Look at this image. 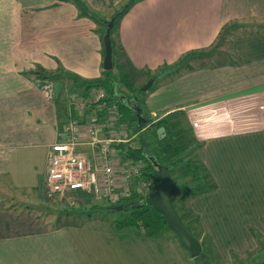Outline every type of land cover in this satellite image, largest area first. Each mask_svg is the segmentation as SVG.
<instances>
[{
    "label": "crops",
    "instance_id": "obj_1",
    "mask_svg": "<svg viewBox=\"0 0 264 264\" xmlns=\"http://www.w3.org/2000/svg\"><path fill=\"white\" fill-rule=\"evenodd\" d=\"M121 1L85 0L92 10L108 12L106 19ZM65 4L0 0V264H190L191 256L170 233L120 236L126 243L147 245L135 246L136 258L122 261L115 252L105 260L97 250H79L63 231L67 224L47 228L39 213L29 212L30 203L24 202L29 199L20 200L25 206L19 209L3 194L37 195L49 148L75 118L73 89L66 92L64 85L38 78L33 70L55 71L60 63L85 77L101 76L102 26L71 21L72 10L66 13ZM250 18L264 20V0H143L121 17L118 40L130 66L153 69L208 47L227 22ZM230 41L237 55L233 62L195 68L161 84L144 101L153 120L182 114L200 145L196 155L216 186L189 198L188 206L222 264L233 263V252L258 249L251 230L264 236V28L235 30ZM191 74V81L198 82L224 75L219 89L199 97V83L187 84ZM172 83L179 99L165 103L159 97ZM139 133L132 132L133 147Z\"/></svg>",
    "mask_w": 264,
    "mask_h": 264
},
{
    "label": "trees",
    "instance_id": "obj_2",
    "mask_svg": "<svg viewBox=\"0 0 264 264\" xmlns=\"http://www.w3.org/2000/svg\"><path fill=\"white\" fill-rule=\"evenodd\" d=\"M64 1L73 2L74 4L80 6L82 10L83 8H85V1L83 0H64ZM139 1L141 0L126 1L123 4L122 8L114 12L108 19L100 16V20H101L100 25L102 26V31H101L102 36L104 35L105 30L107 28L108 20L114 17V24L110 30L113 67L111 70L102 69L101 76H100L101 78H96V80L92 82H84L86 84V89H89L90 87H103L106 90V94H107L106 99L109 101V103L111 101L118 102L119 104L118 109H119V113L121 114L120 122H127L129 127L132 126L129 130V134L131 135L133 131H136V132L142 131L143 129L150 128L152 126L156 128V126H160L162 125V122L166 121V117L158 118L156 121H154L143 110L142 119H144V121H140L139 123H137V118L134 115L133 111L126 104V102L122 100V97L125 95L121 94L116 86L117 84H114L115 81H117L118 83H123L127 88H132V86L134 85L133 82L130 81L131 79L128 77V74L125 73L124 68L125 66H129V62L126 59V56L123 51V47L121 46V43L118 40V26H119V21L121 17L135 3ZM233 23H237V24H234V26H228V25L223 26L221 30L219 31L218 35L216 36L215 40L213 41V43L209 45L208 47L202 48L200 50H193V51L186 52L182 54L175 62L171 64L165 63L159 66L158 68H156L153 71V73L150 75V77L148 78V80L153 79V83L148 89H151L153 84L157 81L158 83L172 81L175 78L179 77L180 75L188 71L194 70L195 69L194 66H191V63L188 62L190 59H193V58L205 59L209 57L211 59L213 58L224 59L222 62L219 61L217 63H214L213 65H208V66H217V65L226 64L228 62L229 63L233 62V60H235L237 56L235 52L229 55V53L227 54V52L225 53L222 51V48H223L222 44L224 45V49H225L226 40H229V36L231 35V33L235 30H243L244 32H248V31H256L260 28H264V21L251 22V23L234 21ZM230 48H231V41H230ZM120 55H122V58H123V61L121 63L118 62ZM118 66L120 70L118 71L117 78H116L113 75V70H115V68ZM61 70L62 72L66 71L59 63L55 71H48L42 67H36L32 73L38 78H43V79L50 78L51 80L57 81L56 79L58 78L61 79L64 76L60 74ZM55 73H56V79H54L55 75H53ZM70 78L73 80L76 77L71 74ZM71 89H73V87ZM144 93L145 92H142L138 96L137 94H133L132 98L134 96H137L138 97L137 101L141 103L142 99L140 100V98L144 95ZM165 127L169 128L168 125H166ZM171 131H172V128H171ZM169 136H170L169 141L171 140L172 143L170 145V148L166 147L165 151H163L164 157L167 158L168 160H165L161 156L154 155V157L158 160L160 164L167 166L168 172L174 183L173 189L170 193V197L174 205V208L177 211L183 223L191 229L192 233L200 241L201 246H202V254L203 256H206L207 258L205 261L206 264H222V261L219 258L218 253L215 247L213 246L210 238L207 235H205V237H201L195 232L194 225L196 226L199 225V229H201L200 221L198 217L192 213V211L190 210L187 204V200L189 198L199 195V194H203L213 189L216 186L215 181L210 177L204 165L198 160L196 151L200 147L199 144L196 145V147L191 148V151L188 150L187 152V150L185 151L184 146L176 145L175 143L176 134L174 132H173V135L169 134ZM144 147L145 146L142 143L139 144L138 146L136 145L134 148H131L130 145H126L125 147H122V149L124 150L123 154L130 155L136 158L141 157L145 161L147 171H149L151 173V176L154 178L155 189H156L159 184V178H158L156 170L152 166L151 162L148 160V157L143 153ZM170 156H174V157L171 158ZM178 156H180L178 161H170L169 163H167V161H169L170 159L175 160L174 158ZM174 170L178 171L177 174L181 175L180 177L184 179L183 182H181V185H178L176 182L177 178L173 173ZM182 175L184 178L182 177ZM71 193H72L71 197H73L72 199L75 198L76 201H78L76 203L77 205L79 204L83 205V207L87 209L84 211L89 216L91 215L92 211L96 210V208L107 209L108 211L113 210L112 206L114 205L101 206L96 203L91 204V201L95 199L91 194H86L82 192H74V193L71 192ZM183 193H187V196L184 199L182 198ZM178 194H180V199H183L185 201L184 202L185 209H181V210L179 209L180 204L177 199ZM121 204L123 205V208L120 211V216H118V218L114 220V222H112L113 226L117 230L132 228L137 231L142 230L144 231L145 234L152 235V236L162 235L167 231L173 232L167 228L165 217L160 212H158L153 206L147 204L145 201V198L136 199L135 197H131L130 199L123 201ZM263 221H264V218H263ZM251 231L253 232V235L258 241V249L254 252H246L244 254L233 252L232 253L233 263L232 264H238L239 262L240 264H245L244 262H241L242 260L238 259V257L239 256L249 257L253 254H255V257H256V259H253V260H256L257 262L251 263V264H264V260L261 262L258 261L259 255L264 254V238L258 232H255V230H251Z\"/></svg>",
    "mask_w": 264,
    "mask_h": 264
},
{
    "label": "rangeland",
    "instance_id": "obj_3",
    "mask_svg": "<svg viewBox=\"0 0 264 264\" xmlns=\"http://www.w3.org/2000/svg\"><path fill=\"white\" fill-rule=\"evenodd\" d=\"M60 1L66 3L65 7H64V11L66 13H68L69 9L72 10L71 12L73 13V16L71 18V21L76 20V19H81V21L82 20L90 21L93 25H96V24L100 25L101 24L100 16L105 17L106 14H108V12H97L95 10H92L86 2H85V8H83V10H82L80 8V6L74 4L73 2L64 1V0H60ZM83 1H85V0H83ZM126 1H130V0H122L119 4H117L115 6V8L113 9V10H115L114 12L120 10ZM141 1H143V0H141ZM89 9H90V11H89ZM234 21H237V20L229 21V22H227V25L228 26H234V24H237V23H233ZM262 21H264V20H259L257 18H250V19H247L245 21L242 20L241 22L251 23V22H262ZM229 24H231V25H229ZM225 40H226V38H225ZM229 40H230V36H229ZM229 40H226V44H225L226 51L224 49V45L222 44V46H223L222 51L225 53L227 52V54L229 53V55H231V54H233L234 51L230 48V41ZM220 56H222V55H220ZM203 58H205V57H203ZM223 60L224 59H221V58L211 59V58L207 57L205 59L193 58V59H190L188 62H190L191 66H194V68H201V66H203V65H213L214 63H217L219 61L222 62ZM122 61H123V58H122V55H120L118 62L121 63ZM211 63H213V64H211ZM163 64H165V63H163ZM163 64H161V65H163ZM167 64H171V63H167ZM161 65H159V66H161ZM159 66H157L156 68H158ZM156 68L152 69L150 67H146V68L142 67V68L138 69V68H134L133 66H130V67L125 66V68H124L125 73L128 74V77L131 79L130 81L133 82L134 85L132 86V88H127L123 83H118L117 81H115L114 84H117L116 86H117L119 92L121 94L125 95V96H123L124 98L127 97L128 99H130V98L132 99L133 94H137V96H138L140 93H142V92H140V85L143 86L147 82L148 78L150 77V75L153 73V71ZM102 69H103V67H102ZM119 70H120L119 66L116 67L115 70H113V75L116 78H117V74H118ZM188 72H191V71H188ZM188 72H186V73H188ZM60 74L64 75L61 79H59V78L56 79V73L53 74V75H55L54 79H56L59 84L64 85L63 88L66 90V92L70 91V89L73 87V92L76 95L73 94L72 96L75 98H80V97L82 98L85 93H87L91 90H94L96 92L98 87H90L89 89H86V84L84 82H92V81L96 80V78H101L100 76L94 77V78L85 77V76H82V75L72 71V70H66L65 72L64 71L62 72V70H61ZM71 74L73 76H75L76 78L72 80L70 78ZM58 75H59V73H58ZM223 75L224 74L212 75L209 79H206L203 76V77L198 79L199 80V82H198L197 80L191 81L193 78V74H191L188 77L187 84H189L191 86L193 84L199 83V85L197 87L200 86L199 87L200 92L196 95L199 97H202L208 93L207 92L208 90L219 89V87L222 85V84H220V81H221L220 78ZM59 81H61V82H59ZM170 82L171 81H167L164 83L167 84ZM164 83H158V81L155 82L151 89H147V91H143L145 93L140 98V100L142 99L141 100L142 102L139 103V101H136L137 104L140 106V108L142 106V108H143V109L141 108L142 111L144 110L152 119H155V117H153L154 115L152 113H150V111L147 109V107L144 104V101H145L146 96H148L153 91L154 92L157 91L160 88V86L165 85ZM177 87L178 86L175 83L169 84L168 87L163 89V93L159 98L165 103H172V102L176 101L177 99H179V95L177 93ZM105 92H106V90H105ZM162 110L163 109L158 110L157 112L160 114L162 112ZM159 114H157L158 117H159ZM165 116H166V121L162 122V125L156 126V128L154 126H152L150 128L143 129L141 131V133L138 134V139L135 140V145L138 146L139 144L142 143L145 146L143 153L147 157L156 155V156H161L165 160H168L167 158L164 157L163 151H165L166 147L170 148L172 141L171 140L169 141V138H170L169 134L173 135V132L176 134V136H175L176 145L184 146L185 151L186 150H187V152H188V150L191 151V148H194L197 145V141L193 137L192 129L190 128V125L186 122V119L182 114H176L175 113L174 115L170 116V113H168ZM154 121H156V120H154ZM166 125H168L169 128L165 127ZM171 128H172L173 132L171 131ZM166 130H167V132H166ZM140 139H141V141H140ZM170 157L172 158L174 156H170ZM179 157L180 156L175 157L174 158L175 160L170 159L169 161H167V163H169L170 161H178ZM177 172L178 171L174 170L173 173L177 178V180H176L177 184L181 185V182H183L184 179H182L180 177L181 175H178ZM182 177H183V175H182ZM5 191H7V192L3 193L4 196L6 198L11 197L10 201L15 202V205H19V207H18L19 209H23V206H25V203H20V200L24 201V199H29L27 201H24V202L30 203L29 205H30L31 210H29V212L33 211L34 214L39 213L40 217L42 218V220H43V222L47 228H52V227H56V226L61 227L62 225L67 224L65 226L68 228L63 229V231L65 233L68 231L67 236H69L73 239L74 245L77 246L79 250L81 248L84 251L86 250V252L87 251L91 252L92 250H97L98 252H100L102 254V256L105 260H106V258L107 259L112 258L113 254L115 252L122 254V255L117 257L122 261H126L128 259V257H129V259H132V256L135 257L134 256L135 246H141V245L146 246L147 245V244H143V243H139V242L126 243L123 240L118 239L120 236L135 235V233L147 236V234H145L144 231H142V230L137 231V230H134L132 228L117 230L113 226L112 222H114V220H116L118 218V216H120L121 210H119V211H117V210L108 211L107 209L96 208V210L92 211L91 215L89 216L84 211L87 209L85 207H83V205H80V204L77 205L76 203L78 201H76L75 198L72 199L73 198V197H71L72 193L65 196L66 198H62V199L48 198L44 194L45 193V186L44 185L42 186V188H39L37 195L35 194V195H31V196L30 195H21L20 193H18V196L16 198L15 197L16 195H13L11 190H9V191L5 190ZM0 192L2 193V190H0ZM186 196H187V193L182 194L183 199ZM177 197H178L177 198L178 202L181 206V207L179 206V209L180 210L185 209V204H184L185 201L183 199H180V194H178ZM136 199H138V198H136ZM93 203H96V204L101 205V206L111 205L106 201H103V200L99 201V200H95V199H93L91 201V204H93ZM187 204H188V200H187ZM67 211H69V212H67ZM192 213H193V211H192ZM201 224L202 223H200V225ZM70 226H76L78 228H73ZM204 229L205 228H203L202 225H201V229H199V225L198 226L194 225L195 232L201 237H205V235L208 236L206 230H204ZM167 233H170L172 236H174L175 239H177V237L174 233L167 231L164 234H167ZM262 237L264 238V236H262ZM218 256L220 258L219 253H218ZM196 259H197V261H193V259L190 257V264H204V263H206L205 261L207 258H206V256H203V254L201 252L199 257H197ZM238 259L242 260L241 262H244L245 264H246V262H247V264L257 262L256 260H253V259H256L255 254H253L249 257L248 256H243V257L239 256ZM263 260H264V254H260L258 257V261L261 262ZM105 264H109V263H105ZM238 264H240V262Z\"/></svg>",
    "mask_w": 264,
    "mask_h": 264
},
{
    "label": "built area",
    "instance_id": "obj_4",
    "mask_svg": "<svg viewBox=\"0 0 264 264\" xmlns=\"http://www.w3.org/2000/svg\"><path fill=\"white\" fill-rule=\"evenodd\" d=\"M106 97L102 87L82 98L71 97L75 118L63 125L60 140L47 154L43 185L48 198L82 192L118 205L155 191L145 161L123 154L122 144L134 148L133 135H128L127 123L119 121L118 102L109 103Z\"/></svg>",
    "mask_w": 264,
    "mask_h": 264
},
{
    "label": "water",
    "instance_id": "obj_5",
    "mask_svg": "<svg viewBox=\"0 0 264 264\" xmlns=\"http://www.w3.org/2000/svg\"><path fill=\"white\" fill-rule=\"evenodd\" d=\"M114 24V17L107 22V28L102 37L104 46L103 56V69L111 70L113 67L112 61V44L110 39V30ZM153 83V79H149L143 86L140 87V91H146ZM123 101L131 108L138 122L144 121L142 119V109L137 104V96L132 99L122 98ZM135 109V110H134ZM148 160L157 172L159 178V184L155 191L145 198L147 204L153 206L158 212H160L166 219L167 228L175 233L180 245L189 253L191 257H197L202 252V246L198 238L192 233L191 229L183 223L177 211L172 203L170 193L173 189L174 183L168 172L167 166H164L158 162L154 156H149ZM113 210H121L122 204L112 206Z\"/></svg>",
    "mask_w": 264,
    "mask_h": 264
},
{
    "label": "flooded vegetation",
    "instance_id": "obj_6",
    "mask_svg": "<svg viewBox=\"0 0 264 264\" xmlns=\"http://www.w3.org/2000/svg\"><path fill=\"white\" fill-rule=\"evenodd\" d=\"M134 110H135V109H134ZM141 115H142V113H141ZM145 122H146V121H145ZM137 123H139L138 120H137Z\"/></svg>",
    "mask_w": 264,
    "mask_h": 264
}]
</instances>
